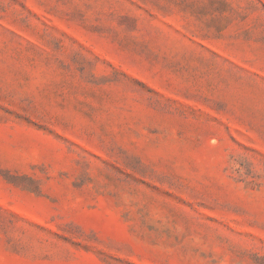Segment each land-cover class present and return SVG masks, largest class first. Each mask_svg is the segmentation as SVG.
<instances>
[{"label":"rangeland","instance_id":"1","mask_svg":"<svg viewBox=\"0 0 264 264\" xmlns=\"http://www.w3.org/2000/svg\"><path fill=\"white\" fill-rule=\"evenodd\" d=\"M0 264H264V0H0Z\"/></svg>","mask_w":264,"mask_h":264}]
</instances>
